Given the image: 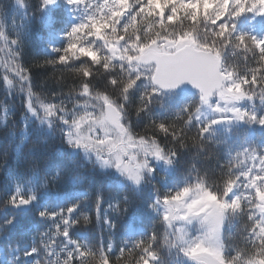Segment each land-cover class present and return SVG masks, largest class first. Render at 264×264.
Here are the masks:
<instances>
[{"label":"snow or ice","instance_id":"6c2138e0","mask_svg":"<svg viewBox=\"0 0 264 264\" xmlns=\"http://www.w3.org/2000/svg\"><path fill=\"white\" fill-rule=\"evenodd\" d=\"M0 89V264H264V0L0 2Z\"/></svg>","mask_w":264,"mask_h":264},{"label":"trees","instance_id":"16d2710c","mask_svg":"<svg viewBox=\"0 0 264 264\" xmlns=\"http://www.w3.org/2000/svg\"><path fill=\"white\" fill-rule=\"evenodd\" d=\"M0 2L8 3L10 0H0ZM32 3H35L36 0H31ZM40 33H34V42L32 46V55L38 59L43 58V44L38 39V35ZM34 81L39 84L42 81H49L51 83V78L53 76V69L51 67L47 68H33ZM59 75V73H55ZM7 103L13 109V117L7 122L5 126L3 123H0V156H2L5 148L8 149L10 158L15 155V151L17 146L21 147L22 151H27L31 144L36 140V135L34 132H30L28 136V140L24 145H20L21 140V131L23 125L20 120V113L22 111L21 103L17 99L15 101L6 100L3 89H0V121L3 120V105ZM14 134V135H13ZM106 206V205H105ZM94 235L97 240L100 238L99 230L94 231ZM105 239H107V235L105 234ZM118 242V240H117Z\"/></svg>","mask_w":264,"mask_h":264}]
</instances>
